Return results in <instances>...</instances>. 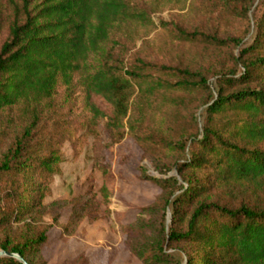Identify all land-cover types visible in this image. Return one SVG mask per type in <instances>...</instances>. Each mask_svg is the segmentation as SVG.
<instances>
[{"label":"trees","instance_id":"1","mask_svg":"<svg viewBox=\"0 0 264 264\" xmlns=\"http://www.w3.org/2000/svg\"><path fill=\"white\" fill-rule=\"evenodd\" d=\"M174 3L187 0H12L0 47V115L23 105L33 122L0 158V252L35 264L47 243L50 227L37 225V211L48 186L35 172H59L62 157L31 154L25 143L43 104L59 89L72 94L79 76L92 122L104 121L117 140L126 125L143 138L144 113L135 120L130 109L138 88L174 109L204 107L203 124L176 140L183 158L175 174L147 177L161 195L142 210L148 220L125 228L132 254L143 264H264V10L252 44L235 56L238 72L223 74L214 88L200 73L177 70L173 85L144 73L143 64L126 70L114 63L104 47L114 26L147 28L152 12ZM102 171L108 198L115 178L107 165ZM77 262L89 264L84 256ZM0 264L22 263L2 256Z\"/></svg>","mask_w":264,"mask_h":264},{"label":"rangeland","instance_id":"2","mask_svg":"<svg viewBox=\"0 0 264 264\" xmlns=\"http://www.w3.org/2000/svg\"><path fill=\"white\" fill-rule=\"evenodd\" d=\"M11 4L12 0H0V47L8 37ZM263 10L262 0H187L182 7L174 3L152 12L147 28L115 25L104 47L126 70L143 64L144 73L162 76L173 85L179 71L187 70L203 74L214 88L223 74L238 72L235 56L252 44ZM84 98L78 76L72 94L59 89L43 104L25 143L31 154L47 156L53 150L62 157L59 172H35L37 183L48 186L37 225L50 227L35 264H78L82 256L89 264H143L130 251L125 228L148 220L142 210L156 203L161 189L147 177L175 174L171 169L183 158L176 140L203 124L204 107L174 109L160 96L151 100L138 88L130 109L135 120L144 113L143 138L132 137L126 125L123 138L117 140L104 121L92 122ZM32 122L23 105L0 115V158ZM104 165L115 178L108 198L102 193Z\"/></svg>","mask_w":264,"mask_h":264},{"label":"water","instance_id":"3","mask_svg":"<svg viewBox=\"0 0 264 264\" xmlns=\"http://www.w3.org/2000/svg\"><path fill=\"white\" fill-rule=\"evenodd\" d=\"M2 256H9V257H12V258H15L17 259L18 261H20L22 264H28L22 257H20L19 255L17 254H10V253H5V252H0V257Z\"/></svg>","mask_w":264,"mask_h":264}]
</instances>
